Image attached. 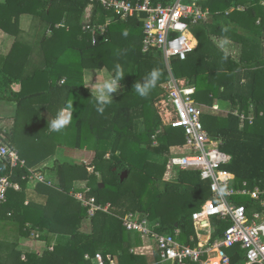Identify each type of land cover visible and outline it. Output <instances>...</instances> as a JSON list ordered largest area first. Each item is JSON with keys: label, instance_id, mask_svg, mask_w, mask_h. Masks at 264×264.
I'll return each mask as SVG.
<instances>
[{"label": "trees", "instance_id": "obj_1", "mask_svg": "<svg viewBox=\"0 0 264 264\" xmlns=\"http://www.w3.org/2000/svg\"><path fill=\"white\" fill-rule=\"evenodd\" d=\"M153 1L168 4L173 0ZM263 1L201 2L205 9H209L210 14L207 21L192 27L198 45L186 60L175 59L171 62L173 74L194 82L197 94H206L207 104L223 100L228 94L232 96L229 101L233 107L227 114L204 112L202 120L214 139H222L221 150L231 155V162L223 168L235 174L237 188L242 187L246 181L249 188L260 185L264 189V88L255 74L250 96L230 94L234 91L214 94V88L208 83L212 84L217 78L215 74L225 69L219 65L220 62L233 64L229 68L232 71L242 66L225 57L214 45L213 37L237 38L245 44L244 49L257 44L261 46L264 41ZM87 4V0H54L51 6L49 0L0 2V29L6 33L19 34V17L23 13L46 17L53 29V34L42 43L45 68L26 73L25 64L30 59L33 48L20 41L14 42L9 54L0 62V100L18 102L10 143L6 132L1 130L0 136L9 146L19 151L28 167L33 166L44 155H54L58 145L55 141L58 140L57 135L48 130V123L47 143L43 140L46 125L41 113L33 105L37 98L41 97L42 102L43 96L47 94V111L56 118L60 110L67 108L68 103L72 104L71 96L90 94L83 83V69L87 67H107L115 75V66L119 64L123 70L120 82L127 85V90L119 99L104 106L103 113L96 114L95 110L92 112L85 99L78 101L77 106L72 104L67 140L71 146L93 149L95 156L88 166L68 162L57 164L58 186L37 183L34 188L42 197L41 201L29 197L28 180L23 178L28 174V169H14L11 179L19 182L21 188L8 190L7 202L0 206V219L17 223L19 232L25 237H31L35 232L40 238L41 232L47 230L71 238L52 244L41 254L27 253L26 260L22 259V252L17 250L16 244L0 241V264H92L87 256H94L98 250H102L105 264H110L113 259L118 264H160L159 251L155 253V263H150L147 257L131 251L141 236L127 230L123 222L111 213L97 211L90 217L92 233L80 231L83 219L88 217V209L72 194L79 191L75 189V181L78 180H88L92 185L87 197H95L103 205L110 203L113 211L122 215L127 212L149 213L151 220L161 221L162 226L158 230L161 233L174 235L178 224L181 229L178 239L183 243L194 244L190 241L191 236L198 241L202 232L209 229L203 224H194L192 215L213 197L210 181L203 180L200 171L194 169L179 171L177 182L162 180L167 171L170 149L182 147L185 143L184 130L165 125L155 105L154 110L152 109L151 99L140 96L134 88L136 83L143 84L155 69L160 75L149 94H162L160 85L169 78L163 55L157 51L142 52L143 27L137 18H117L107 26L106 36L109 41L94 45L92 34L83 31L80 25V18ZM95 7L102 13L100 21L104 23L111 12L97 4ZM46 9L49 11L45 14ZM63 19L64 26L56 27ZM233 23L258 34L261 39L254 38L252 34L249 37L240 35ZM242 58L251 60L252 53H245ZM63 75L67 76V80L59 85L57 80ZM232 85L233 83L226 82L223 86L231 90ZM252 104L257 109V114H250ZM26 107H30L32 111L29 109V115L22 118L20 113ZM31 112L36 114L37 124L41 128L31 122ZM240 114L245 115L244 120L240 118ZM20 119L25 125H29V129L33 127L36 130H30V135L25 137L19 135L23 130L19 129V125L22 126ZM139 119L144 120V130L139 129ZM155 134L157 145H154L153 140ZM161 154L164 155L161 162L152 158ZM31 155L36 160L30 158ZM90 166L99 172L101 181H96L95 175L88 172L87 167ZM8 170L9 168L6 172ZM124 170L129 173L122 181L121 172ZM156 180L161 181L164 187L152 186ZM100 183H104V186L101 187ZM234 200L244 204L249 212L263 209L258 201L248 195H235ZM27 222L31 224L30 227H26ZM229 225V222L218 217L212 218L214 236L222 235ZM4 251L7 252L5 255L2 253ZM233 262L235 264L237 260L234 259ZM187 264L199 263L189 261Z\"/></svg>", "mask_w": 264, "mask_h": 264}, {"label": "built area", "instance_id": "obj_2", "mask_svg": "<svg viewBox=\"0 0 264 264\" xmlns=\"http://www.w3.org/2000/svg\"><path fill=\"white\" fill-rule=\"evenodd\" d=\"M87 1L89 6L95 7L97 4L111 12L104 23L97 18L83 24V30L92 34L94 45L109 41L106 36L107 26L117 18H137L143 27L142 52L157 51L163 55L169 78L162 84L164 92L157 102L158 114L165 125L183 129L185 136L182 147L170 149L166 173L199 170L201 178L210 181L213 194L192 215L194 224L209 227L202 232L198 241H195L194 236L190 238L194 244L183 243L177 238L179 228L175 229L174 235L159 232L162 223L151 220L149 213L127 212L122 215L111 210V204L103 205L95 197H87L90 187L75 194L88 209V217H93L97 211L111 213L123 222L127 230L155 241L162 261L175 264H187L189 261L199 264H234L233 260L236 259L235 264H264V189L260 185L249 188L246 181L242 187L235 186V174L223 168L231 162L232 157L221 150L222 139H214L205 128L202 120L204 109L195 101L196 87L188 79L175 76L171 69L173 60H186L198 45L192 27L209 18V9H205L201 3L205 0H173L168 4L153 0ZM240 118L244 120L245 115L240 114ZM153 140L154 145H157L156 134ZM0 163V206L7 202L10 188H21L19 182L11 179L15 168L28 169V174L23 177L28 180V185L54 184L46 170L28 167L18 150L9 146L1 136ZM7 168L9 172H6ZM89 170L99 174L93 166ZM235 195H248L258 201L263 209L249 212L244 204L234 200ZM214 217L230 223L222 235H212L211 220ZM30 226V223H26V227ZM38 236V233H32V237ZM87 259L92 264H105L102 250H98L92 257L87 256ZM110 264L117 262L112 260Z\"/></svg>", "mask_w": 264, "mask_h": 264}, {"label": "crops", "instance_id": "obj_3", "mask_svg": "<svg viewBox=\"0 0 264 264\" xmlns=\"http://www.w3.org/2000/svg\"><path fill=\"white\" fill-rule=\"evenodd\" d=\"M3 1L4 0H0V2H3ZM53 2L54 0H49V6H51ZM48 11L49 9H46L45 14L48 13ZM101 17H102V13L96 10V7H92L87 4L84 9V12L81 15L80 25L82 26V29H83V24L87 22L89 19L96 20L97 18H101ZM64 23H65V19H63L62 22L57 23L56 27L64 26ZM233 26L238 28L239 32L241 33L240 35L249 37L252 34L254 35V38L261 39L259 36H257L258 34L253 33L244 28L242 29L240 26H238L235 23H233ZM52 34H53V29H52L51 23L46 20V17H42L39 14L37 15V14H31V13L21 14L19 17V34L18 35H12V34L6 33L2 29H0V62L3 61V58L9 54L14 42L20 41L33 48V53L30 59H28L25 64L26 73L27 72L32 73L35 69H38V68H45V59H44V53L42 51V43L43 41L47 40V38L50 37ZM225 41H227V43H225ZM213 42H214V45L217 48H219L224 55H225V52H227V57L230 58V60L232 59L234 60L233 62L235 64H240V66H242V68L237 67L235 68V70L232 71L229 68L233 67L232 66L233 64H230L228 62L222 63V61L220 62V64L218 63L222 68H225V69L222 72L215 74L217 78L212 84L208 83V85H211V87L214 88L215 90L214 94H221L223 91H225L224 93L227 94L230 91H234V93H230V94L239 93L241 95L250 96L252 92L253 77L255 74H256V78L258 82H260L263 86L262 88H264V41L261 46L257 44V46H250L248 49H244L245 44H243L242 41H239V39L237 38L229 39L226 37L214 36ZM245 53H252V59L249 60V59L242 58V57H245ZM204 74L206 75L208 73H204ZM110 76H113V74L107 67L84 68L83 69V83H84V87L87 90H89L90 94H74L73 96H71L73 106L75 104L77 106L78 101L85 99L86 101H88V107L92 109V112L95 110V113L98 114L94 88L95 86L99 85L100 83H102L104 80H106ZM66 80H67V76L63 75L57 80V83L59 85H63ZM226 82L233 83L231 90H227L223 86L224 83ZM191 83L196 87V90H198L196 84L194 82H191ZM120 85H121L120 88L116 92L112 93L111 102L119 99L120 96L123 95L122 93L127 90L126 84L120 82ZM160 86L162 89V92H161L162 94H149L148 96H145L146 99H151L153 110H154V105L156 109L158 110L157 102L162 98V95L164 92L162 84ZM231 97L232 96L228 94L227 98H224L223 100H214L213 104L209 105L206 103V99H207L206 95H203L202 98L199 99L198 102L200 104L199 106L203 107L204 112L206 114L225 115L227 114V111L231 107H233L231 101H229L231 100ZM33 105L35 106L37 111L41 113L43 117V121L46 125L44 126L45 133L43 135V140L45 143H47V137H46L47 136V123H48V130L52 132L49 126L51 124V121L55 119V117H53V114H49L47 111V107H48L47 106V94L43 96L42 102H41V97H40V98H37L36 102H34ZM29 109L32 111L30 107H26L20 113L21 115L20 117L23 118L24 115L26 116L27 114L29 115ZM64 110L72 112L71 109H68V108H64ZM17 111H18L17 101L0 100V131L2 129L3 132H6V134L10 133V135L12 136L14 127H15ZM253 113L257 114V109H255L254 105L252 104L250 106V114H253ZM35 117H36V114L31 112V122L34 123L39 128L40 125L37 124L38 122ZM143 121H144L143 119H139V129L140 130H144L146 127ZM20 122H22L21 119L19 120V123ZM9 126L10 128H8ZM28 126L29 125H25L22 122V126L19 125V129H23L20 132L23 135L22 134H19V135L25 137V135L26 136L30 135L29 134L30 130L31 131L36 130V128H33V127L29 129ZM67 127H69V124L59 132L53 131V135L56 134L58 138V140H55L58 144L55 154L49 157H47V155H44L43 158L41 157L40 160H38L37 162H35L33 166H31V167L42 168L46 170L48 176L54 182L53 186L51 187L58 186V179H57V172H56L57 164L64 163V162H68L71 164L87 163V166H88V164H90L93 161L94 156H95V151L93 149H88L87 147L77 148V147L71 146L70 142L67 140V137H66V135H68ZM24 129H29V130L24 131ZM30 158H32L33 160L34 159L36 160L34 155H31ZM90 167H87L88 172L90 171L89 170ZM90 174L95 175L96 181L98 182L100 181L98 178L99 174L95 172H91ZM167 176L170 178H166ZM178 179H179L178 172L171 171L169 173L165 172L162 180L164 182H177ZM35 186L36 184L27 185L29 197L41 201L42 197L38 195L37 192L34 190ZM100 186L103 187L102 185ZM88 187L92 188V185L89 184L88 180L75 181V189L77 190L79 189V191L73 192L72 193L73 196L75 197L76 193L82 192ZM90 219H91L90 217H85L83 219L81 228H80V231L82 233H85V234L92 233V225H91ZM177 228H179L178 224H177ZM214 231L215 229L213 228L212 235H214ZM180 233H181V229H180ZM138 234L141 236V238H139L138 241L134 244L131 251L134 252L135 254L143 255L147 257V259L150 260V263H155L156 262L155 253L158 251L155 241H153L149 237L143 236L140 233ZM179 235L177 236V238L179 237ZM69 238L71 237L67 235L59 234V233H52L47 230H44L41 232L40 238L32 237V236L25 237L21 235V233L19 232V229L17 228V223L11 222L10 220L0 219V241H3V242L5 241V242L16 244L17 250L22 252L23 260H26L27 253L37 252L41 254L45 250V248L43 249L41 246H36V245L41 244V245H45V247L47 246L48 248L49 246L59 242L60 240L66 241ZM50 249H52V247H50ZM2 253L3 255H5L7 252L4 251ZM115 261L117 262V260ZM160 264H175V263L170 262V261H162L161 259Z\"/></svg>", "mask_w": 264, "mask_h": 264}, {"label": "clouds", "instance_id": "obj_4", "mask_svg": "<svg viewBox=\"0 0 264 264\" xmlns=\"http://www.w3.org/2000/svg\"><path fill=\"white\" fill-rule=\"evenodd\" d=\"M124 34L127 35L126 32ZM225 43H227V41H225ZM225 57H227V52H225ZM114 71L115 75L110 76L94 88L97 111L99 113L104 112V106L111 103L112 93L116 92L121 86L120 81L122 80L123 72L121 66L117 64ZM159 75L160 73L158 70H152L145 78L143 84L136 83L134 85L136 93L142 97L147 96L149 91L156 86ZM67 108L71 109L72 104L68 103ZM71 118L72 113L62 109L57 113L56 118L51 121L49 127L52 131L59 132L71 122Z\"/></svg>", "mask_w": 264, "mask_h": 264}, {"label": "rangeland", "instance_id": "obj_5", "mask_svg": "<svg viewBox=\"0 0 264 264\" xmlns=\"http://www.w3.org/2000/svg\"><path fill=\"white\" fill-rule=\"evenodd\" d=\"M189 3H190V2H189ZM162 84H163V83H162ZM203 95H206V94H203L202 92H199V94H196V95H195V101H196L197 104H199L198 101H199V99L202 98ZM199 105H200V104H199ZM27 116H28V115H27ZM203 123H204V122H203ZM8 128H10V126H9ZM1 130H2V129H1ZM6 135H7L6 137L8 138L7 140H8V142L10 143V137H11V135H10V133H9V134H6ZM163 156H164V155L161 154V155H159V156H155V157H152V158L155 159V160H157V161H159V162H161ZM84 164H87V163H84ZM89 172H90V171H89ZM90 173H91V172H90ZM98 178H99V180L101 181V175H99ZM152 186H156V187L158 186V187L163 188V187H164V184L161 183V181L156 180L155 183L152 184ZM27 223H28V222H27ZM34 239H35V238H34ZM36 244H37V243H36ZM36 244H35V245H36ZM36 246H41L43 249H44V248L47 249V246L45 247V245H41V244H40V245H36ZM41 251H42V250H41Z\"/></svg>", "mask_w": 264, "mask_h": 264}, {"label": "water", "instance_id": "obj_6", "mask_svg": "<svg viewBox=\"0 0 264 264\" xmlns=\"http://www.w3.org/2000/svg\"><path fill=\"white\" fill-rule=\"evenodd\" d=\"M128 173H129L128 170H124L123 172H121V180L122 181L128 176ZM100 185L104 186V183H100Z\"/></svg>", "mask_w": 264, "mask_h": 264}]
</instances>
